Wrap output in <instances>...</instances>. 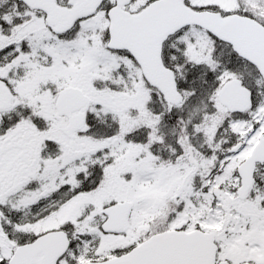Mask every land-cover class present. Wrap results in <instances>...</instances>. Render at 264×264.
<instances>
[{"label": "snow or ice", "instance_id": "snow-or-ice-1", "mask_svg": "<svg viewBox=\"0 0 264 264\" xmlns=\"http://www.w3.org/2000/svg\"><path fill=\"white\" fill-rule=\"evenodd\" d=\"M0 264H264V0H0Z\"/></svg>", "mask_w": 264, "mask_h": 264}]
</instances>
